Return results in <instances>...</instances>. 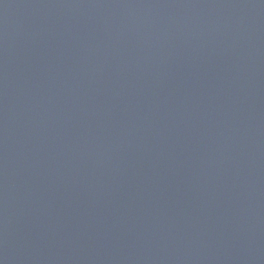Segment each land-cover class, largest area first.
Listing matches in <instances>:
<instances>
[{
  "label": "water",
  "instance_id": "95a60500",
  "mask_svg": "<svg viewBox=\"0 0 264 264\" xmlns=\"http://www.w3.org/2000/svg\"><path fill=\"white\" fill-rule=\"evenodd\" d=\"M0 264H264V0H0Z\"/></svg>",
  "mask_w": 264,
  "mask_h": 264
}]
</instances>
